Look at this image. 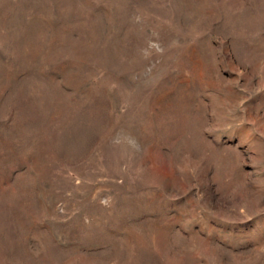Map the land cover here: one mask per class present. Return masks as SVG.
<instances>
[{
	"label": "rangeland",
	"instance_id": "obj_1",
	"mask_svg": "<svg viewBox=\"0 0 264 264\" xmlns=\"http://www.w3.org/2000/svg\"><path fill=\"white\" fill-rule=\"evenodd\" d=\"M0 264H264V0H0Z\"/></svg>",
	"mask_w": 264,
	"mask_h": 264
}]
</instances>
